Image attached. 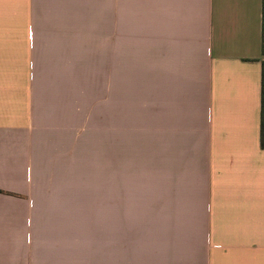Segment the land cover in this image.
<instances>
[{"label":"crops","instance_id":"0c3cea01","mask_svg":"<svg viewBox=\"0 0 264 264\" xmlns=\"http://www.w3.org/2000/svg\"><path fill=\"white\" fill-rule=\"evenodd\" d=\"M54 4L0 0V264H264V0H101L99 242L87 184L57 176L77 37Z\"/></svg>","mask_w":264,"mask_h":264},{"label":"rangeland","instance_id":"374dc122","mask_svg":"<svg viewBox=\"0 0 264 264\" xmlns=\"http://www.w3.org/2000/svg\"><path fill=\"white\" fill-rule=\"evenodd\" d=\"M48 1L55 2L54 9L48 11L50 16H69L74 24L72 33L77 37L70 67V81L76 87L71 91L76 99V117L71 123L70 151L60 154L62 169L57 176L87 184L88 205L76 219L82 227L86 221L92 232L90 240L99 242L104 144L105 158L111 165L117 143L116 75L111 72V64L105 88L102 75L101 0ZM64 1L70 2L69 9L62 5Z\"/></svg>","mask_w":264,"mask_h":264},{"label":"trees","instance_id":"16d2710c","mask_svg":"<svg viewBox=\"0 0 264 264\" xmlns=\"http://www.w3.org/2000/svg\"><path fill=\"white\" fill-rule=\"evenodd\" d=\"M262 141L264 143V83H263V118H262Z\"/></svg>","mask_w":264,"mask_h":264}]
</instances>
